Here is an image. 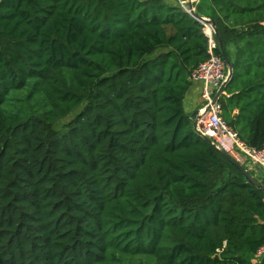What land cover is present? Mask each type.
Listing matches in <instances>:
<instances>
[{
  "label": "trees",
  "instance_id": "16d2710c",
  "mask_svg": "<svg viewBox=\"0 0 264 264\" xmlns=\"http://www.w3.org/2000/svg\"><path fill=\"white\" fill-rule=\"evenodd\" d=\"M195 13L233 68L222 119L260 150L264 0ZM208 58L204 25L179 4L1 0L0 264H250L264 194L184 110Z\"/></svg>",
  "mask_w": 264,
  "mask_h": 264
},
{
  "label": "built area",
  "instance_id": "2783aa9c",
  "mask_svg": "<svg viewBox=\"0 0 264 264\" xmlns=\"http://www.w3.org/2000/svg\"><path fill=\"white\" fill-rule=\"evenodd\" d=\"M188 12V10H187ZM204 32L208 37L209 58L198 65L190 74L192 83H199L201 108L204 113L199 121V130L210 137L218 149L225 151L237 161L244 158L254 168L264 171V148L260 150L249 148L238 138L235 131L230 129L222 119V107L218 102L212 104L216 91L226 80L227 70L220 56L213 53L216 43L209 26L204 25ZM258 261L264 259V244L253 254Z\"/></svg>",
  "mask_w": 264,
  "mask_h": 264
},
{
  "label": "water",
  "instance_id": "95a60500",
  "mask_svg": "<svg viewBox=\"0 0 264 264\" xmlns=\"http://www.w3.org/2000/svg\"><path fill=\"white\" fill-rule=\"evenodd\" d=\"M188 14L194 18L195 20H197L198 22H200L202 25H206L210 27L211 32L214 34L217 42H218V46H219V52H220V57L222 58V61L226 67L227 70V77L226 80L221 84V86L218 88V90L216 91V94L212 100V104H215L216 102H218L220 100V98L222 97V95L224 94L225 88L228 85V83L230 82V80L232 79L233 76V68L232 65L226 55V52L223 48V44L222 41L220 39V36L218 34V31L215 27V24L212 20L207 19V18H203L198 16L194 10L192 9L191 4H189L188 6ZM209 110V107H206L205 112H207ZM200 111H196L193 114H191V119H192V129L194 131V133L199 136L200 138H202L210 147H212L213 149H215L216 151H218V153L231 165L233 166L236 170H238V172H240L242 174V176L245 179V182L251 186H254L256 188H258L263 194H264V186H262L258 180L252 176L249 171L244 168V166L242 164H240V162H238L234 157H232L230 154L226 153L223 150H220L217 148V146L214 144L213 140L204 135L200 130H199V121L202 117V114ZM215 258H217V256H215Z\"/></svg>",
  "mask_w": 264,
  "mask_h": 264
},
{
  "label": "crops",
  "instance_id": "0c3cea01",
  "mask_svg": "<svg viewBox=\"0 0 264 264\" xmlns=\"http://www.w3.org/2000/svg\"><path fill=\"white\" fill-rule=\"evenodd\" d=\"M164 2L167 5L179 4L186 12L189 4H191L192 9L195 12L201 0H164ZM200 89H201V85L199 83H193L190 90L188 91L184 99V110L186 113L193 114L194 112L200 110L201 108ZM238 162H240L243 166H246L249 170H255L256 176L261 175L260 171L258 172L257 171L258 169L251 166L244 158H240ZM259 262L260 261H258L257 258L254 257V255L250 256L249 259L250 264H258Z\"/></svg>",
  "mask_w": 264,
  "mask_h": 264
},
{
  "label": "rangeland",
  "instance_id": "374dc122",
  "mask_svg": "<svg viewBox=\"0 0 264 264\" xmlns=\"http://www.w3.org/2000/svg\"><path fill=\"white\" fill-rule=\"evenodd\" d=\"M81 109V108H80ZM80 109H78V110H76L75 112H73L71 115H69V116H67L66 118H64V119H62V120H60V121H58L55 125H54V127H53V130L55 131V132H62V131H64V129H65V127H66V125L76 116V114L80 111ZM241 164V163H240ZM259 171H260V173H261V175H263L264 176V171H262V170H260L259 169ZM250 259V258H249ZM250 262H251V260H250Z\"/></svg>",
  "mask_w": 264,
  "mask_h": 264
}]
</instances>
